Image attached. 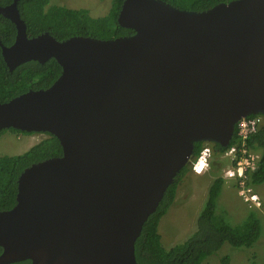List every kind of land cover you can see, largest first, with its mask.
Instances as JSON below:
<instances>
[{
    "label": "water",
    "instance_id": "obj_1",
    "mask_svg": "<svg viewBox=\"0 0 264 264\" xmlns=\"http://www.w3.org/2000/svg\"><path fill=\"white\" fill-rule=\"evenodd\" d=\"M18 1L0 6L17 28L0 41L8 68L55 59L62 73L0 103V132L50 134L63 153L20 175L0 264H138L144 224L196 144L227 148L242 119L264 115V0H124L117 22L134 35L64 41L30 38Z\"/></svg>",
    "mask_w": 264,
    "mask_h": 264
},
{
    "label": "trees",
    "instance_id": "obj_2",
    "mask_svg": "<svg viewBox=\"0 0 264 264\" xmlns=\"http://www.w3.org/2000/svg\"><path fill=\"white\" fill-rule=\"evenodd\" d=\"M177 8L194 11H206L220 3H230L235 0H162ZM14 0H0V6L11 5ZM124 0H112L110 12L105 17L93 18L87 10H73L54 5L49 7L50 0H19L18 9L21 19L27 26L30 38L49 33L59 41L74 36L93 37L102 40L134 35V31L125 29L117 23ZM17 35L15 24L0 14V41L4 46H11ZM62 67L55 59L45 64L31 61L20 65L13 72L8 68L0 47V103L9 102L29 90L47 89L61 76ZM264 118V115H252L248 119ZM7 132L30 135L26 132L10 129L0 132V137ZM33 134V133H31ZM237 135V133H235ZM28 152L18 156L0 157V212L12 209L17 203L18 179L22 172L33 164L47 159L61 157L63 149L59 140L50 135ZM235 143V137L232 145ZM202 144L195 146L194 159L199 156ZM231 145V146H232ZM230 146V147H231ZM252 151H259L261 159L257 169L250 174L249 184L260 186L264 184V124L247 140ZM218 154L226 149L214 145ZM187 165L175 178V182L168 188L157 210L144 224L138 238L135 251L138 264H203L204 261L217 254L224 245L234 248L252 247L260 238V221L255 213H251L247 220L238 226L228 224L223 216L217 213L218 199L222 195L224 179H215L208 192L207 202L197 220L195 234L184 243L169 250L164 248L159 233L161 220L174 204L180 183L184 176L190 173ZM257 218V219H256ZM3 249L0 248V254ZM229 264V258L222 260ZM14 264H31L22 261Z\"/></svg>",
    "mask_w": 264,
    "mask_h": 264
},
{
    "label": "rangeland",
    "instance_id": "obj_3",
    "mask_svg": "<svg viewBox=\"0 0 264 264\" xmlns=\"http://www.w3.org/2000/svg\"><path fill=\"white\" fill-rule=\"evenodd\" d=\"M107 1L109 0L105 2ZM111 4L108 6V2L99 3L96 0H50L49 6L86 9L92 17L97 18L106 16L108 13L105 12L111 9ZM26 138L28 143H22ZM41 138L40 135L26 137L12 132L4 133L0 137V157L22 155L31 149L35 141L37 143L41 141ZM230 167V161L228 162L223 155L212 152L209 167L204 174L197 175L191 168L190 173L184 176L176 200L159 226L165 247L170 248L184 243L195 234L197 219L207 202L209 188L215 179L222 177L224 188L218 199V215L223 216L228 224L238 226L244 223L251 213H255L260 221V238L251 248L238 249L226 244L217 254L208 257L203 264H222L225 257L229 258V264H264V184L252 189V192L259 196L261 203L259 209H254V206L250 207L241 196V192L245 191V195H248V191L236 180L225 177Z\"/></svg>",
    "mask_w": 264,
    "mask_h": 264
},
{
    "label": "built area",
    "instance_id": "obj_4",
    "mask_svg": "<svg viewBox=\"0 0 264 264\" xmlns=\"http://www.w3.org/2000/svg\"><path fill=\"white\" fill-rule=\"evenodd\" d=\"M260 125L261 120L258 118L242 119L238 124L237 137L234 145L224 153V158L232 163L231 168L225 173V177L227 179L239 181L241 187L244 189H246L245 186L249 179L248 173H252L256 170L261 159L260 153L254 152L246 146L247 140L256 132ZM211 157V146L204 147L197 162L193 166L194 172L197 174L205 172L209 167ZM196 170H199V172ZM246 190L248 191V195H245V191L241 192L245 198V202H248L250 207L254 205L260 207L261 203L259 197L257 195H251V193H253L251 188Z\"/></svg>",
    "mask_w": 264,
    "mask_h": 264
},
{
    "label": "clouds",
    "instance_id": "obj_5",
    "mask_svg": "<svg viewBox=\"0 0 264 264\" xmlns=\"http://www.w3.org/2000/svg\"><path fill=\"white\" fill-rule=\"evenodd\" d=\"M232 2V1H231ZM215 7V6H214ZM194 11V10H193ZM7 47V46H6ZM1 50H2V48H1ZM248 118V117H247ZM247 118H244V119H247ZM258 119H260L261 120V125L260 126H262V124H264V118L263 117H261V118H258ZM239 124V123H238ZM237 130H238V125H237V127H236V130H235V133H237ZM27 133V132H26ZM30 135H32V136H35V135H40L42 138H41V141L42 140H44L47 136H45L46 134L45 133H33V134H31V133H29ZM26 136H28V135H26ZM43 136H45V138H43ZM234 137H235V139H236V134H234ZM233 140H234V138H233ZM233 140H232V142H233ZM41 141H39L38 143H40ZM236 141V140H235ZM232 142H231V144H230V146L232 145ZM37 142L33 145V146H35V145H37L38 144ZM213 145V146H212ZM234 145V144H233ZM232 145V146H233ZM32 146V147H33ZM206 146H211V148H212V152L213 153H215V152H217V151H215L214 150V144H210V143H204V145L202 146V149L204 148V147H206ZM230 146L229 147H227V148H225L226 149V151L230 148ZM231 146V147H232ZM32 147H30V148H32ZM202 151V150H201ZM225 151V152H226ZM224 152V153H225ZM254 152H256V151H254ZM258 153H260L259 151H257ZM224 153L222 154L223 155V157H224ZM25 154V153H24ZM200 154H201V152H200ZM200 154H199V156H200ZM221 155V154H220ZM195 156V155H194ZM194 156H193V158L191 159V161H190V163L188 164L191 168H192V172L193 173H195L194 172V169H193V166H194V164L197 162V160H198V158H199V156H197L195 159H194ZM260 156H261V153H260ZM226 159V158H225ZM228 162H229V160H228ZM209 164H210V161H209ZM230 164H231V166H232V163L230 162ZM32 166V165H31ZM186 167V166H185ZM231 168V167H230ZM257 169V168H256ZM197 172H199V170H196ZM205 172H203L202 174H204ZM253 173V172H252ZM195 174H197V173H195ZM202 174H197V175H202ZM250 174L251 173H248V175H249V177H250ZM237 181V180H236ZM238 183H239V181H237ZM239 185H241L240 183H239ZM246 187V189H249V188H251V189H253V187H256V186H251L250 184H249V179H248V181H247V185L245 186ZM224 188V187H223ZM209 192V191H208ZM251 195H257V193H251ZM241 196L243 197V200H244V202H245V198H244V196L241 194ZM258 196V195H257ZM259 197V196H258ZM172 207V206H171ZM254 209H259V206H256V205H254ZM202 212V211H201ZM168 213H169V211H168ZM167 213V214H168ZM166 214V215H167ZM166 215L164 216V218L166 217ZM200 215V214H199ZM199 217V216H198ZM163 218V219H164ZM198 220V219H197ZM247 220V219H246ZM159 233H160V235H161V237H162V234H161V231H160V228H159ZM195 233V232H194ZM193 235V234H192ZM190 238V237H189ZM188 238V239H189ZM162 244H163V242H162ZM182 244V243H181ZM163 246H164V244H163ZM173 247H176V246H173ZM173 247H170V248H168V247H165L164 246V248H166L167 250H169V249H171V248H173ZM136 252V251H135Z\"/></svg>",
    "mask_w": 264,
    "mask_h": 264
},
{
    "label": "flooded vegetation",
    "instance_id": "obj_6",
    "mask_svg": "<svg viewBox=\"0 0 264 264\" xmlns=\"http://www.w3.org/2000/svg\"><path fill=\"white\" fill-rule=\"evenodd\" d=\"M97 2H99V3H107L108 2V6L111 4V0H109V1H107V2H105L106 0H96ZM49 7H51V6H49ZM111 7H112V4H111ZM65 8V7H64ZM68 9V8H67ZM74 11L75 10H85L86 11V9H73ZM111 10V9H110ZM110 10L108 11V12H105V13H109L110 12ZM87 12L89 13V11L87 10ZM90 14V13H89ZM108 15V14H107ZM106 15V16H107ZM103 17H105V16H103ZM94 18V17H93ZM97 18H100V17H97ZM118 19V18H117ZM118 23V22H117ZM122 37H124V36H122ZM10 47V46H9ZM8 133V132H7ZM13 133V132H12ZM16 134H18V133H16ZM18 135H22V134H18ZM24 136V135H23ZM26 137H28V136H26ZM28 143L27 142V138H26V141H24V142H22V143ZM204 144H202V146H203ZM213 146V145H212Z\"/></svg>",
    "mask_w": 264,
    "mask_h": 264
},
{
    "label": "crops",
    "instance_id": "obj_7",
    "mask_svg": "<svg viewBox=\"0 0 264 264\" xmlns=\"http://www.w3.org/2000/svg\"><path fill=\"white\" fill-rule=\"evenodd\" d=\"M30 140H31V139H30ZM35 142H37V141H35ZM258 240H259V239H258ZM257 242H258V241H257ZM257 242H256V243H257ZM256 243H255V244H256ZM255 244H254V245H255ZM254 245H253V246H254ZM243 248H245V247H243ZM250 248H251V247H250ZM238 249H242V248H238ZM222 264H223V263H222Z\"/></svg>",
    "mask_w": 264,
    "mask_h": 264
},
{
    "label": "bare ground",
    "instance_id": "obj_8",
    "mask_svg": "<svg viewBox=\"0 0 264 264\" xmlns=\"http://www.w3.org/2000/svg\"><path fill=\"white\" fill-rule=\"evenodd\" d=\"M259 118V117H258Z\"/></svg>",
    "mask_w": 264,
    "mask_h": 264
}]
</instances>
